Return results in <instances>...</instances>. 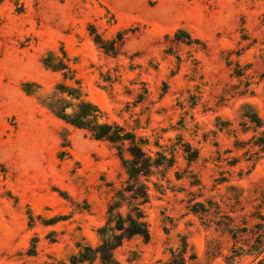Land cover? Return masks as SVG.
<instances>
[{"label": "rangeland", "instance_id": "374dc122", "mask_svg": "<svg viewBox=\"0 0 264 264\" xmlns=\"http://www.w3.org/2000/svg\"><path fill=\"white\" fill-rule=\"evenodd\" d=\"M64 86L145 139L152 160L173 159L140 177L148 241L103 227L109 203L127 225L138 202L114 197L134 183L129 141L51 113V97L75 102ZM263 131L264 0H0V264H69L102 240L119 264H164L183 245L185 264H264Z\"/></svg>", "mask_w": 264, "mask_h": 264}, {"label": "trees", "instance_id": "16d2710c", "mask_svg": "<svg viewBox=\"0 0 264 264\" xmlns=\"http://www.w3.org/2000/svg\"><path fill=\"white\" fill-rule=\"evenodd\" d=\"M95 42L99 43L106 51H112L115 49L114 41H104L98 35H96ZM56 60L57 61H55V58L51 57V59L45 58V61L43 62L47 67H51L54 70L65 69L66 72L63 71V74L64 77H66L69 72L66 64L61 59L56 58ZM62 88L64 89L61 90L60 93L63 94L66 92L71 99L75 100L74 104L72 101H67L63 105L58 106L57 102L59 99H55V101H53V97L49 99V102H43V105L46 106L56 117L74 127L86 130L96 139L103 138L110 143H120L121 145L117 144L116 146L118 149L121 148L124 142L129 141L127 148L129 157L124 158L120 155V158L123 162L129 181H133L134 183H128L126 187L118 189L114 197L118 198L124 196L125 192H130L133 194L132 197L138 200V202L133 207V214L126 215L128 221L127 225H125L124 217L119 210L121 203H118L117 201L109 203L107 210L108 215L106 223L103 227L105 229L118 230L125 233L126 237L139 236L142 237L145 242L148 241L149 232L146 222L143 220V213L138 208V204L144 203L148 199L145 189L146 186L140 181V177L149 176L152 173L153 168H158L162 165L170 166L173 163V159L167 158L165 155H159V159L152 160L151 157L143 150V144L147 143L145 139H136L134 134L125 131L122 126L109 123L107 121H100L102 115L101 111L93 102L82 96L78 88L70 89L65 86ZM68 107L71 108L70 112L66 111ZM243 116H245L249 122L254 125V127H259L262 124L260 117L256 113L244 114ZM253 138L255 139L252 144L264 149V131L260 136ZM184 152L188 161H192L198 156V152L195 149L191 150L189 145H186ZM164 162H166V164H164ZM191 184H196L195 179L191 182ZM199 205H201V203L193 204L194 212H198L196 207ZM200 210L202 212L207 211L204 209L203 205ZM216 224L217 226H221V224H223L227 227L229 232L235 230L234 228L229 229L228 223L222 220H219ZM263 224L264 223H262L261 226H263ZM243 228H245L243 231H246V227ZM232 237H236L234 232H232ZM122 238L124 237H120L118 244L121 243ZM185 250L186 245H183V249L180 253L176 257L170 258L164 264H185L183 257V254L186 252ZM190 257H194L193 254L190 255ZM69 260V264H84L85 262L88 264H94L96 261H98V264H119L113 257L112 248L109 247L105 240H102L101 244L95 248L83 246L77 253L71 255Z\"/></svg>", "mask_w": 264, "mask_h": 264}]
</instances>
